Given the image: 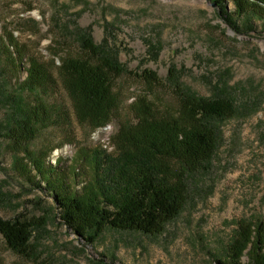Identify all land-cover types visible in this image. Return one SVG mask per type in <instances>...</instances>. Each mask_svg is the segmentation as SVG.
Returning a JSON list of instances; mask_svg holds the SVG:
<instances>
[{"label":"rangeland","instance_id":"rangeland-1","mask_svg":"<svg viewBox=\"0 0 264 264\" xmlns=\"http://www.w3.org/2000/svg\"><path fill=\"white\" fill-rule=\"evenodd\" d=\"M218 1L0 0V46L5 35H12L27 52L17 80L26 78L23 68L31 55L49 64L58 80L49 99L64 106L59 109L67 117L42 131L32 148L47 150L45 163L67 173L72 187L80 189L86 180L85 154L98 149L117 153L118 129L136 122L132 106L139 98L163 110L177 107L166 86L171 67L201 96L227 87L238 103L257 108L222 125L216 156L207 171L192 176L188 204L162 231L145 235L107 228L94 244L62 220L45 190L17 172L13 144L0 129V218L21 217L33 231L23 254L9 249L0 234V264H218L238 222L264 221V23L253 18L255 31L239 35L222 12L232 13L233 1ZM243 19L237 18L238 23ZM77 29L89 30L97 44L110 37L128 69L114 84L119 110L111 122L96 128L79 122L58 77L61 60L79 54ZM148 71L160 78V85L140 77ZM3 119L0 108V123ZM242 262L248 264V257Z\"/></svg>","mask_w":264,"mask_h":264},{"label":"trees","instance_id":"trees-1","mask_svg":"<svg viewBox=\"0 0 264 264\" xmlns=\"http://www.w3.org/2000/svg\"><path fill=\"white\" fill-rule=\"evenodd\" d=\"M235 10H223L239 34L255 31L252 19L264 23V0H232ZM222 5V1H218ZM244 18L238 23L237 18ZM79 54L63 58L58 77L80 123L93 128L111 122L121 106L115 81L128 74L107 35L95 43L86 29H77ZM0 46L1 132L13 144V164L21 175L45 190L61 211L62 220L84 242L94 244L107 229L152 235L175 220L189 202L190 180L207 171L223 140L222 125L249 116L254 104H240L227 87H216L210 97L184 85L171 67L166 86L177 100L174 110H163L147 98L132 106L136 122L121 125L115 138L117 153L91 150L86 180L80 189L68 184L67 173L45 163L47 150L37 153L33 143L42 131L63 123L62 105L50 102L58 80L49 64L35 55L26 59V78L18 81L27 52L12 35ZM5 43V44H4ZM13 52H11V50ZM55 66V61H52ZM154 86L160 78L151 71L140 76ZM15 79V82L13 80ZM252 103V102H251ZM24 155L23 158L19 157ZM75 177L79 176L77 172ZM44 183V187L41 184ZM0 234L9 249L26 253L32 225L21 217L0 218ZM264 264V221L241 220L218 264Z\"/></svg>","mask_w":264,"mask_h":264}]
</instances>
